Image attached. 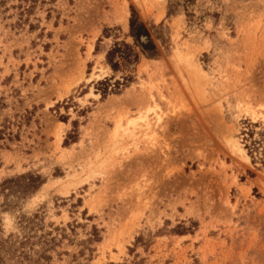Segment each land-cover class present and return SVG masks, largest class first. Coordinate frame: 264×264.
Here are the masks:
<instances>
[{"label":"rangeland","instance_id":"obj_1","mask_svg":"<svg viewBox=\"0 0 264 264\" xmlns=\"http://www.w3.org/2000/svg\"><path fill=\"white\" fill-rule=\"evenodd\" d=\"M0 264H264V0H0Z\"/></svg>","mask_w":264,"mask_h":264},{"label":"trees","instance_id":"obj_2","mask_svg":"<svg viewBox=\"0 0 264 264\" xmlns=\"http://www.w3.org/2000/svg\"><path fill=\"white\" fill-rule=\"evenodd\" d=\"M3 1H4V0H3ZM33 188H35V189H36V188H38V187H37V186H33Z\"/></svg>","mask_w":264,"mask_h":264},{"label":"bare ground","instance_id":"obj_3","mask_svg":"<svg viewBox=\"0 0 264 264\" xmlns=\"http://www.w3.org/2000/svg\"><path fill=\"white\" fill-rule=\"evenodd\" d=\"M158 119L160 120L161 119V116H158Z\"/></svg>","mask_w":264,"mask_h":264}]
</instances>
